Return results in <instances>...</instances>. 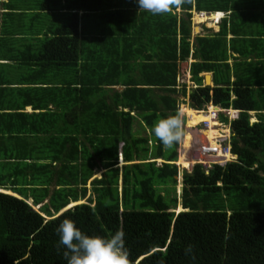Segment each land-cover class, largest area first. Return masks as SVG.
<instances>
[{"label": "trees", "instance_id": "1", "mask_svg": "<svg viewBox=\"0 0 264 264\" xmlns=\"http://www.w3.org/2000/svg\"><path fill=\"white\" fill-rule=\"evenodd\" d=\"M237 5L190 0L152 15L136 0H0V86H45L19 108L44 112L0 114V264H67L56 232L65 218L88 235L122 231L131 264H264V114L252 124L248 115L264 111V80L237 58L227 62V48L243 56L247 47ZM78 11L97 21L91 35L79 37ZM192 11H230L229 46L226 19L191 43ZM190 55L196 87L188 93L178 77ZM208 72L212 87L203 85ZM50 103L59 113L46 110ZM186 103L240 110L230 122L237 159L184 170L178 199L180 143L166 148L152 127ZM19 117L32 127L22 129Z\"/></svg>", "mask_w": 264, "mask_h": 264}, {"label": "crops", "instance_id": "2", "mask_svg": "<svg viewBox=\"0 0 264 264\" xmlns=\"http://www.w3.org/2000/svg\"><path fill=\"white\" fill-rule=\"evenodd\" d=\"M237 1H238L237 6H238V12H239V16H238L239 17L238 18L239 34H238V36L240 37V39L243 38L242 43H243V45H247V47L245 48V51H243V56H241L239 53H232L229 51V48H227V55L230 56V58L227 62L231 65L234 61L233 58H237V60L244 62L247 65H250L253 70L259 69V71L256 72V74L258 75V77L261 80H264V0H237ZM230 13H231L230 11H228V12H215V13H204V12L196 13V12L192 11V14L196 17V21H197L195 23V25L197 27L196 30L199 29L201 31L202 28L205 27L206 32L205 31L202 32L203 34H201V33L196 34V35L194 34L195 36L191 37V41H192L191 43L194 42L193 40L196 36H208V35L217 33L220 30V26L222 24V21L224 19H226L225 21L227 23V28H228L227 35H226V42H227V46H229V41L234 36V35H232L231 31L229 30L230 25H231ZM78 15H79V27H78L79 37H81L82 35L86 36L87 32L90 35L92 32L94 33V31H95L94 29H95L97 21L93 18H89L86 20L82 19L81 18L82 11H78ZM193 15H192V17H193ZM217 15H220V16L217 17ZM51 17H54V16H51ZM51 17H49V18H51ZM44 18H45V20L48 19L46 17H44ZM44 18L42 20H44ZM200 19H203V22H201ZM112 25H113V23H111V26ZM116 25H114V26H116ZM21 36H22L21 39H24V38H29L32 35H31V33H27V34L25 33ZM26 43H27L26 41H24V42L20 41V45H22L23 47L26 45ZM192 51L193 50H191V54H192ZM193 62H195V61L193 60L191 55L189 56L187 62H183L186 64V67L188 69L185 71V74L183 73L184 74L183 75L184 76L183 81H181V82L179 81L180 83L187 85V88L189 89L188 93L191 92L190 89H193L196 87L189 80L190 79L189 66ZM78 63L80 64V61ZM181 64H180V66H181ZM21 73H22V71H21ZM180 73H181V70H180ZM180 73H179V75H180ZM206 74L211 76V81L213 80V74L211 72L202 73L201 76L203 77V85H205L204 76ZM53 76L54 75L51 74L49 80ZM56 77L58 80L60 79V80L64 81V79H65L64 75L63 76H56ZM24 79H25V81L28 80L27 76H25ZM21 80H22V78H21ZM261 84L264 88V83H261ZM49 86H52V85H48V88L52 89V87H49ZM208 86L212 87L213 81H212V84H210ZM40 87L43 88L45 86L44 85H27V84L17 85V82H15V81H12L11 84H7L5 86L1 85L0 88L13 89V94L11 95L9 91H5L3 93V97L0 96V114H8V113L18 114L19 113V114L31 115V114H39L40 112H44V110L34 109L31 105H27L23 109H19V108H22L21 105L23 102H25L26 104H33V100H36V101L38 100L37 99L38 98V92L37 91L39 89H41ZM123 88L124 87H122V86L114 87L115 90H119V91L123 90ZM19 89L20 90L23 89L25 91L21 92L19 94ZM30 89H32V90L30 91ZM42 97H43V94H42ZM44 101H46V100H44ZM11 109H13V110H11ZM46 110L49 113H54L55 111L57 113H59V110L56 109L52 103H50L46 107ZM191 113H193V112H191ZM263 114H264V111H248V115L250 117L249 121L251 123H255L262 118L261 116ZM26 119H27V117H26ZM50 119H52V117H50ZM6 121H8V120L6 119L5 122ZM18 123H19V126H23L22 129L29 130L32 127L29 122H22L21 117H19ZM52 124H53L52 121H50V124L47 125L46 128H48V127L51 128ZM188 131H189V129L186 128V134L188 133ZM24 136H25V139L20 137L21 140L23 139L24 141H26L32 149H34L35 147L38 146L39 142L37 139H35V137H31L29 135H24ZM46 136H47V134L41 135L40 138L44 139V138H46ZM207 138H208V140H212V138H210V137H207ZM186 145H188L187 142H186ZM184 146H185V144L182 145L181 153L184 150ZM27 153L28 152H25V153H23V155H25ZM181 158L177 163L179 165H182L183 167H185L186 162H185V164H181L180 163ZM43 162H48V161H43ZM119 162H120V165H122L121 156L119 158ZM9 193H11V192H9ZM47 202H48V199H46L44 201L45 204ZM27 203L29 205H32V200L29 199ZM79 203H83V202H79ZM79 203H70L69 205H75V204H79ZM36 207H34V208L39 209L40 205L36 206Z\"/></svg>", "mask_w": 264, "mask_h": 264}, {"label": "clouds", "instance_id": "3", "mask_svg": "<svg viewBox=\"0 0 264 264\" xmlns=\"http://www.w3.org/2000/svg\"><path fill=\"white\" fill-rule=\"evenodd\" d=\"M189 2L190 0H136L138 9L149 12L152 15L170 14L174 10L180 9L183 5ZM208 104L215 106L212 103H207L206 105ZM181 107L174 114L158 119L152 127V132L155 138L159 140L166 148H171L173 145L180 143V155L182 154L181 149L184 136L186 135V128H188L189 130H193L197 127H200L198 125H196L194 128L188 127L186 123H188L189 119L186 118L185 112H183L181 109H184L186 107L188 110L187 112L194 110L190 109L188 105L182 104ZM227 109L238 111L237 117L233 118L231 121L238 118L240 110H235L231 107ZM225 119L228 121L227 118ZM227 121L219 119V123L221 125L218 126L217 129L222 133H225L226 130L230 131L231 145V138L233 136V133L230 128L231 121H229V123ZM194 131L196 132V130ZM205 132H203L202 134L204 135ZM231 154L235 155L232 152V146ZM236 159L231 162H235ZM175 164L177 165V163ZM225 165L217 166L224 167ZM34 207L32 206V208L36 210ZM180 211H182V208ZM56 232L59 236V245L57 246V251L59 252L60 246H63V248L65 249L63 251V257L67 261V264H131L129 260L128 250L125 248L124 233L120 230L109 237L88 235L82 232L81 229L76 226L73 220L65 218L56 228ZM191 251L192 246L189 245L186 248L185 252L186 254H188Z\"/></svg>", "mask_w": 264, "mask_h": 264}, {"label": "built area", "instance_id": "4", "mask_svg": "<svg viewBox=\"0 0 264 264\" xmlns=\"http://www.w3.org/2000/svg\"><path fill=\"white\" fill-rule=\"evenodd\" d=\"M181 110L184 111V109ZM184 112L186 118L190 119L192 115L190 116L187 111ZM190 112L196 113L205 119L197 124L201 128L200 131H196V133L200 135V133L205 131L211 132L212 140H208V138L205 137L206 142L199 144L197 155L188 161L189 166L192 168L194 165H201L203 169L208 172L213 165L223 166L228 162L234 161L236 156L231 154L230 131L226 130L225 133H222L219 132L217 128L221 125L219 123L220 117L227 118V122L229 123V121L237 117L238 111L223 109L208 104L201 110ZM213 124H216V126H213Z\"/></svg>", "mask_w": 264, "mask_h": 264}, {"label": "rangeland", "instance_id": "5", "mask_svg": "<svg viewBox=\"0 0 264 264\" xmlns=\"http://www.w3.org/2000/svg\"><path fill=\"white\" fill-rule=\"evenodd\" d=\"M193 15V14H192ZM220 15H217V17H219ZM201 20V19H200ZM196 17L193 15V17L191 18V26H192V34H191V37H194L196 34H203L202 32H206V28H202V30L200 31L199 29L196 30ZM201 22H203V20H201ZM195 25V26H194ZM208 30V29H207ZM195 34V35H194ZM194 41V40H193ZM192 42V41H191ZM24 49V47L22 45L19 46V51L21 52L22 50ZM15 53V52H14ZM188 68L186 67V64L185 63H182L181 66H180V70H181V73H180V70H179V77H178V81H183V78H184V74H185V71L187 70ZM184 73V74H183ZM211 84V79H210V75H208L207 77V85H210ZM187 105V103H186ZM181 107V106H180ZM187 124V123H186ZM185 124V125H186ZM189 126V125H188ZM187 127V126H186ZM194 130L196 131H200V127H197L196 129H193V130H189L187 134H190V139H189V143L188 145H186V135L184 136L185 138L183 139V144H185V148L184 150L182 151V154L180 155V149L178 150V159L181 158V161L180 163L181 164H185L186 162V165L188 163V161H190L192 159V157H195L197 155V149H198V146L200 143H203V142H206L205 140V136L200 133V135H198ZM205 134V133H204ZM206 135V134H205ZM180 160V159H179ZM177 160V162L179 161ZM161 161H158V163H160ZM178 165V171H179V174H178V178H177V185H176V188H175V193H176V196L180 197V194H181V187H182V174H183V171L184 170H187L189 171L190 170V166H185L183 167L182 165ZM101 173L102 172H97V175L96 177L100 178L101 176ZM37 208V207H36ZM178 208H180L181 210V206H179ZM178 208L176 210V212L178 211ZM37 210V209H36ZM179 210V211H180Z\"/></svg>", "mask_w": 264, "mask_h": 264}, {"label": "bare ground", "instance_id": "6", "mask_svg": "<svg viewBox=\"0 0 264 264\" xmlns=\"http://www.w3.org/2000/svg\"><path fill=\"white\" fill-rule=\"evenodd\" d=\"M201 20H203V19H201ZM184 111H188L187 110V108L185 107L184 108ZM183 111V112H184ZM188 114L191 116V118L189 119V123H187V125H189L188 127L189 128H194L199 122H202L203 120H205L202 116H200V115H197L196 113H191V112H188ZM213 126H216V124H213ZM205 134H206V136L207 137H210V138H212V136H211V132L209 133V132H205ZM204 134V135H205ZM190 134H187L186 135V142L187 143H189V139H190ZM177 163V162H176ZM189 164L187 163V165L186 166H188ZM9 193V192H8ZM11 194V193H10ZM180 210V208H178V211Z\"/></svg>", "mask_w": 264, "mask_h": 264}, {"label": "water", "instance_id": "7", "mask_svg": "<svg viewBox=\"0 0 264 264\" xmlns=\"http://www.w3.org/2000/svg\"><path fill=\"white\" fill-rule=\"evenodd\" d=\"M207 77H208V74H206L205 76H204V78H205V86H208L207 85ZM210 79H211V76H210ZM211 84H212V81H211ZM74 205H72V206H70V207H68V208H66V209H69V208H71V207H73Z\"/></svg>", "mask_w": 264, "mask_h": 264}]
</instances>
